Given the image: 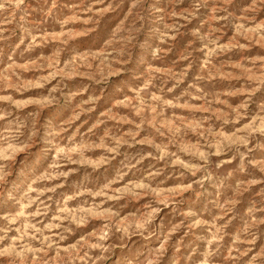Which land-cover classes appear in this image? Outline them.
Returning a JSON list of instances; mask_svg holds the SVG:
<instances>
[{"label":"rangeland","instance_id":"1","mask_svg":"<svg viewBox=\"0 0 264 264\" xmlns=\"http://www.w3.org/2000/svg\"><path fill=\"white\" fill-rule=\"evenodd\" d=\"M0 264H264V0H0Z\"/></svg>","mask_w":264,"mask_h":264}]
</instances>
